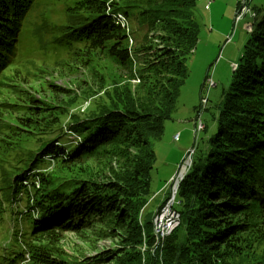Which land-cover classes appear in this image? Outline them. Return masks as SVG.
<instances>
[{"label": "trees", "instance_id": "trees-1", "mask_svg": "<svg viewBox=\"0 0 264 264\" xmlns=\"http://www.w3.org/2000/svg\"><path fill=\"white\" fill-rule=\"evenodd\" d=\"M246 1L242 19L251 11L247 7L245 12ZM35 2L0 0V86L17 79L26 82L32 75L30 70L21 72L25 62H40L38 55L52 59L55 52L58 64L64 54L84 67L96 57L118 70L130 68L133 78L142 79L140 94L154 101L135 105L127 87L123 98H109L78 115L75 104L58 101L73 93L49 84L23 90L26 103H0L5 122L0 123V148L15 154L0 169V264H140L144 239L156 255L150 254L146 264H264V253L256 261L251 248L256 224L264 228V16L250 30L231 84L209 119L210 131L203 123L202 147L179 187L181 204H174L179 224L156 248L153 221L167 197L151 217L141 213L151 200L145 203L156 162L154 145L176 110L189 78L187 60L199 40L197 0H145V7L131 1L44 0L47 8L63 6L65 17L60 24L44 21L51 40L43 38L42 28L27 14ZM133 7L138 11H131ZM144 61L141 70L133 69ZM17 112L24 114L14 119ZM194 131L195 137L201 133L197 126ZM101 154H115L120 166L118 173L111 172L101 196L94 185L88 190L77 185L87 193L80 194L73 180L59 174ZM124 154L130 156L121 165ZM6 202L15 204L7 215L12 218L17 212L23 230L6 234ZM257 207L261 211L255 214ZM101 212L112 219L110 236L118 237L124 248L115 258L63 259L59 234L92 225ZM243 233L242 245L237 235Z\"/></svg>", "mask_w": 264, "mask_h": 264}, {"label": "rangeland", "instance_id": "rangeland-1", "mask_svg": "<svg viewBox=\"0 0 264 264\" xmlns=\"http://www.w3.org/2000/svg\"><path fill=\"white\" fill-rule=\"evenodd\" d=\"M114 1H118L122 5L131 1V4L135 7L138 5L145 7L146 4L145 0ZM244 1L197 0L195 18L200 26L198 33L199 40L195 50L187 60L189 78L181 88L176 110L172 115V119L165 122L161 138L154 145L156 162L150 171V192L145 197V203L147 200H151L148 201L141 213L147 217H151L154 211L157 210L156 208L162 205L160 203L165 200V197H167L166 204L168 205L172 202V205L177 204L179 206L181 204L177 194L173 199V193L176 180L179 178L180 169L189 160V155L186 151L188 150L192 154L190 158L192 165L193 159L197 154L196 149L200 146L202 147L203 144L202 137L205 136L206 132L204 131L207 128L205 125H208L207 132L210 131L212 124L209 122V119L211 115L216 113L215 105L220 101L222 95L231 84L233 69L238 63L240 56L244 53L250 30L255 25L256 20L259 21L264 16V0H247L245 12L248 10L247 7L251 11H249L247 18L237 22L236 20H238L239 16L244 13V8H241ZM239 2H241L240 7H238ZM135 7L130 8V10L135 12L136 9L138 11V8ZM63 13V6L47 8L44 6V0H36L27 14L30 15L31 21L35 24L36 28H42L40 34L43 35V38L51 40L52 37L48 35L49 31L45 29L46 25L44 21L60 24L65 18ZM66 17L67 19L70 18L68 14H66ZM248 19H252L253 22L250 23ZM67 23L68 21L64 24ZM129 44L132 45L131 39H129ZM43 48L41 47V49ZM39 57L41 58L40 62H33L31 60L25 62V66L21 72L26 73L30 70L32 75L26 82L17 79L13 82L8 81L7 85L0 86V103L9 102L14 104L21 103L22 101L25 102L21 95V92H24L23 90H29L33 87L41 90L49 84L60 86L73 93L69 98L60 96L58 101L67 105L75 104L72 109L73 111L75 109V114L78 115L87 114L90 110H94V105L105 104L109 101V98H123L124 94L122 92L127 87L130 88L129 94L134 99L135 105H138L141 100L147 102L154 101L153 97L146 98L140 94V90L145 88L141 84V77L133 78L130 68H124L125 70L116 69L117 67L107 59L95 57L87 67H84L77 62H73L74 60H69L64 54L60 58L61 62L59 64L57 63L58 54L55 52H52V59L50 55H38ZM145 64L146 61L140 63L139 66L135 65L133 69L141 70ZM130 74L132 79L130 78ZM9 76L14 77L12 75ZM210 79L215 85L211 87L208 96H206L205 88L208 86ZM48 95H50V92H48ZM40 97L45 98L44 94H41ZM205 100L206 103H204ZM64 107L66 108V106ZM73 111H70V114H73ZM23 114L24 112H17L14 114L17 115L14 116V119ZM2 119L3 117H0V123H5ZM200 121L201 123H205V125H203L198 137H195L194 126H198ZM177 135L178 138H176ZM107 149L109 150L110 147H107ZM11 153V151L7 152L4 148H0V169L7 168L10 165L9 162L15 155ZM106 154L111 153L109 151ZM106 154H101L102 157L100 158L88 159L79 165L72 164L70 165L71 167L63 168L59 171V174L65 180H73L75 182V189L79 190L80 194L85 195L87 193L79 189L77 185L82 184L87 190L94 185L98 195L101 196L105 192L103 188H106L109 178L114 175L111 172L115 170L118 173L119 170L117 169H120L117 158L113 159L115 154L111 156H107ZM127 155L130 156V154L123 155L121 165L126 162ZM130 160L132 162V159ZM168 179L170 186H168V191L164 190L165 194H163L161 192ZM87 199H89L88 195ZM14 206L15 204L10 202H6L5 204L6 219L4 220V225L6 234L8 231L18 232V230L24 229V225L19 222L20 216L17 212H15L12 218H9L7 215L9 209L15 210ZM22 207L23 205L20 206V208ZM167 209H170V206ZM259 211H261L260 207L254 209L255 214H258ZM244 212L251 217L254 215L252 211L248 212L245 210ZM177 222L175 221V224ZM261 225L256 224L255 228L257 232L256 234L253 232L255 235L253 234L252 236V238H255V241L251 248L255 253L253 259H258L256 261L261 260L263 256L260 254L264 253V240H259V238L264 236V228ZM112 226V219L107 217V214L103 215L101 212L97 215L92 225L84 226V228L78 231H66L59 234V244L64 251L62 254L63 259L79 262L90 258H115L116 253L120 248H124V246L118 237L110 236ZM154 236L156 237V235ZM237 236L238 241L242 243V239L246 238V233L238 234ZM244 243L246 244V241ZM139 250L142 259L140 264H146L151 255L153 257L156 256L151 251H148L145 239L140 245ZM121 254L123 255V253ZM127 255L128 257H133L131 253Z\"/></svg>", "mask_w": 264, "mask_h": 264}, {"label": "built area", "instance_id": "built-area-1", "mask_svg": "<svg viewBox=\"0 0 264 264\" xmlns=\"http://www.w3.org/2000/svg\"><path fill=\"white\" fill-rule=\"evenodd\" d=\"M211 1V0H210ZM244 16V13H242L238 20H236L237 22L240 21L242 19V17ZM215 84L213 83V81L210 79L208 82V86H206L207 91L214 86ZM204 103H206V100L204 101ZM203 123H201V121L199 122L197 129L201 130L203 128ZM176 138H178V135L176 136ZM190 151L186 152L189 155V160L187 162V164L184 166L182 165L181 169H180V173H179V177L182 176V172L184 169L188 168L191 165L190 162V158L192 156V154L189 153ZM185 154V155H187ZM170 185V183H169ZM177 194V180H176V185L174 186V197L175 198ZM167 202V201H166ZM173 203V202H172ZM172 203L168 204H164L161 209L157 212L156 216H155V220L157 223V234H156V245L158 248V242H159V235L162 233H166V231L169 230V227L172 226V224L174 223L175 220H177V215H176V211L174 209V205H172ZM170 206V209H167V207Z\"/></svg>", "mask_w": 264, "mask_h": 264}, {"label": "bare ground", "instance_id": "bare-ground-1", "mask_svg": "<svg viewBox=\"0 0 264 264\" xmlns=\"http://www.w3.org/2000/svg\"><path fill=\"white\" fill-rule=\"evenodd\" d=\"M120 21H121V23H124L125 20H124V18H121ZM248 21H249L250 23L253 22L252 19H248ZM190 167H191V165H190L188 168L184 169L183 172H182V176H180V177L177 179V191H178V189H179L180 182L184 179V177L186 176V174H187L188 170L190 169ZM176 215H177V220H175V221H179V215L177 214V212H176ZM175 221H174V223L172 224V226L169 227V230L166 231V233H162V234L159 235L158 247H162V246H163V242H164V240H165L167 237H169L170 234L173 232V230L178 226L179 222H177V223L175 224ZM175 226H176V227H175ZM174 227H175V228H174ZM153 231H154V235H156V234H157V223H156V220H155V219H154V221H153ZM155 238H156V237H155ZM156 248H157V245H156ZM152 252L154 253V250H152Z\"/></svg>", "mask_w": 264, "mask_h": 264}, {"label": "crops", "instance_id": "crops-1", "mask_svg": "<svg viewBox=\"0 0 264 264\" xmlns=\"http://www.w3.org/2000/svg\"><path fill=\"white\" fill-rule=\"evenodd\" d=\"M170 177H171V176H170ZM170 177H169V178H170ZM168 180H169V179H168Z\"/></svg>", "mask_w": 264, "mask_h": 264}]
</instances>
